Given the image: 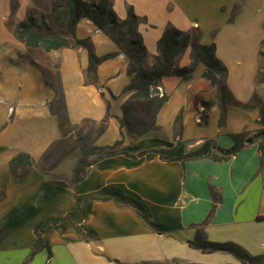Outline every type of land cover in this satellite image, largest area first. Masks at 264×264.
Wrapping results in <instances>:
<instances>
[{
  "label": "crops",
  "instance_id": "1",
  "mask_svg": "<svg viewBox=\"0 0 264 264\" xmlns=\"http://www.w3.org/2000/svg\"><path fill=\"white\" fill-rule=\"evenodd\" d=\"M144 2L113 0V8L121 19L127 17L128 8H134L142 19L138 31L151 57L157 55L158 43L170 24L182 31L198 27L201 42H212L195 20L164 17L156 22L153 6L161 1L146 0L147 9ZM103 34L88 19L76 26V36L90 39L96 56L116 54L99 65L95 78L87 74L88 52L71 50L87 53L83 74L95 83L106 65L124 62L128 84L121 93L112 91L114 99H121L122 114L115 115L121 118L133 94L126 92L129 61ZM101 42L107 46L103 56L97 55ZM216 47L218 58L229 68L220 44ZM64 50L28 48L16 38L15 29L7 27L5 13L0 14V264H248L233 253L204 252L192 246L199 229L211 242H233L252 257L264 255V162L259 144L247 145L222 162L179 159L206 140L227 149L234 145L235 134L261 129L258 111H253L252 127L235 116L245 104L235 94L230 70L227 87L234 100L203 78V64L190 80L164 78L162 88L168 101L156 114L154 127L135 140L125 136L123 128V140L100 143L109 119L96 143L110 152L89 166L77 185L61 184L48 180L39 162L63 137L51 106L55 94L44 77V69H52L55 62L71 121ZM190 64L189 48L180 65ZM101 93H105L103 87ZM202 112L207 114L204 124H200ZM105 117L103 113L96 120H85L99 123ZM118 141L122 143L116 145ZM22 152L35 164L24 179H15L10 163ZM40 241L45 246L32 256ZM161 247L169 254H162Z\"/></svg>",
  "mask_w": 264,
  "mask_h": 264
},
{
  "label": "rangeland",
  "instance_id": "2",
  "mask_svg": "<svg viewBox=\"0 0 264 264\" xmlns=\"http://www.w3.org/2000/svg\"><path fill=\"white\" fill-rule=\"evenodd\" d=\"M50 1L0 0V14L5 13L7 27L15 29L28 9L34 8L38 13H42L45 5ZM158 1H161V4L155 3L153 6L156 22L160 23L164 17H170L169 20L176 18L181 22L195 20L198 23L197 26L208 33V38L212 42L220 44L229 64L228 69L235 94L245 104L242 108L240 107L242 112L235 116L252 127L255 123L253 111L259 112L260 120V111L264 106V0ZM243 5H246L245 9ZM143 6L146 9L149 7L146 0ZM105 45L103 42L98 44L97 55L107 54ZM112 46L115 49L114 44ZM102 48H104L103 51H101ZM61 56L71 86L69 93L71 122L79 125L72 126V130L66 137H62L43 155L39 166L48 180L61 184L68 182L73 185L75 170L78 166L79 174L82 175L90 164L102 159L110 152L107 147L96 143L100 134V124L85 119L96 120L94 117L103 113L110 115V126L98 139L100 143L124 139L121 134L123 128L120 119L122 118L127 124V127H124L125 136L130 135L132 140H135L150 129L153 106L134 99L127 104L124 116L115 117L117 114L121 116L122 107L121 99H114L112 91L121 93L128 84L124 62L114 61L116 63L113 65H106L103 74H98V81L95 83L83 74V69L87 65L86 52L81 55L75 50L67 49ZM53 65L50 71L51 77L45 72L47 80H55L56 62ZM35 74L38 76L40 73L36 70ZM102 87L105 89L104 94L101 93ZM205 112L199 115L202 122L200 124H204ZM259 120L258 123L262 128ZM53 124L57 130L58 123L55 116ZM161 248L162 254H169L167 248L166 250L164 247Z\"/></svg>",
  "mask_w": 264,
  "mask_h": 264
},
{
  "label": "trees",
  "instance_id": "3",
  "mask_svg": "<svg viewBox=\"0 0 264 264\" xmlns=\"http://www.w3.org/2000/svg\"><path fill=\"white\" fill-rule=\"evenodd\" d=\"M81 19L90 20L99 30L110 37L117 46L118 52L127 57L129 61L127 74L130 78V84L126 92L133 94L124 105V114L127 104L134 99L153 106L150 129L154 127L156 114L168 101L166 94L163 97L159 96V88L163 87V79L177 76L184 80H190L199 64L205 66L202 74L203 78L207 79L221 93H228L230 100H234L227 87L228 68L216 54V43L203 44L201 42L202 35L198 27L182 31L171 24L168 25L158 43L157 55L151 57L143 37L138 31V26L142 19L136 14L133 7L128 8L127 17L121 19L113 8V0H51L45 5L42 13H38L34 8L28 9L25 17L16 25L15 36L28 48L43 49L46 52L60 49H85L88 52L89 60L87 74L89 77L95 78L99 65L116 54L98 57L93 51L90 39H80L76 36V26ZM189 48L191 49V64L182 67L180 66V58ZM50 71L51 69H44V77L46 73L51 77ZM54 77V81L46 79V82L54 91L55 99L51 106L54 114L58 117L60 129L63 138H65L74 125L68 117L65 93L57 70ZM260 116L259 121L262 124V128L254 133L244 131L235 134L232 147L226 149L219 146L215 140H206L200 148L186 153L179 159L186 161L211 158L222 162L242 151L247 145L258 143L262 152L261 159L263 163L264 106L261 108ZM109 119L110 115L107 114L101 122H94L100 124V134L106 131ZM203 119L204 123H206V113L203 114ZM120 122L122 128L127 127L123 118L120 119ZM121 143L122 141H118L116 145ZM34 164L33 158L29 154L22 152L14 157L10 163L12 175L15 179H24L34 167ZM79 168L78 166L74 174V184L76 185L87 173L86 170L82 175L79 174ZM20 170L21 172H19ZM154 229L158 231L156 226H154ZM190 244L204 252L233 253L239 260L248 264H264V255L252 257L241 246L233 242H211L206 237L203 229L198 230L196 241ZM44 246L43 242L40 241L32 256Z\"/></svg>",
  "mask_w": 264,
  "mask_h": 264
},
{
  "label": "built area",
  "instance_id": "4",
  "mask_svg": "<svg viewBox=\"0 0 264 264\" xmlns=\"http://www.w3.org/2000/svg\"><path fill=\"white\" fill-rule=\"evenodd\" d=\"M164 94H165V93H164V90H163V88H162V87H160V88H159V96H160V97H163V96H164ZM200 119H201V118H200ZM82 224H83V223H81V222H80V227H82Z\"/></svg>",
  "mask_w": 264,
  "mask_h": 264
}]
</instances>
